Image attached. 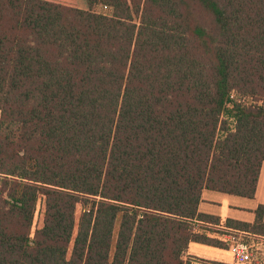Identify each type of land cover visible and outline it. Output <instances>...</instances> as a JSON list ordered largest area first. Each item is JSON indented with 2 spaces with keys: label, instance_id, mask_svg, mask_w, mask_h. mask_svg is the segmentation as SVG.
<instances>
[{
  "label": "trees",
  "instance_id": "16d2710c",
  "mask_svg": "<svg viewBox=\"0 0 264 264\" xmlns=\"http://www.w3.org/2000/svg\"><path fill=\"white\" fill-rule=\"evenodd\" d=\"M87 3L0 0V264H190L191 243L227 248L199 206L205 190L256 197L264 0ZM255 214L226 225L264 236Z\"/></svg>",
  "mask_w": 264,
  "mask_h": 264
},
{
  "label": "crops",
  "instance_id": "0c3cea01",
  "mask_svg": "<svg viewBox=\"0 0 264 264\" xmlns=\"http://www.w3.org/2000/svg\"><path fill=\"white\" fill-rule=\"evenodd\" d=\"M81 8L82 10H88V3L86 0H82L81 2ZM261 193H264V164L262 167L261 175H260V180L258 184V189L256 193L255 200H258L260 197ZM228 197V199L226 198ZM247 198H242V197H237V196H232L216 191H210V190H205L202 196V202L199 206V212L205 215L209 216H214L217 218L221 219V223L219 224H212L210 222H201L200 224L205 226V227H217L219 225H226V220H235L238 222H243V223H249L253 224L256 220V210H254L253 213H248L247 210H250L254 207H250L246 201ZM254 200V199H251ZM264 205V204H262ZM261 206V204L259 205ZM212 236L218 238L215 233H211ZM193 247L194 243H191L189 245V248L184 256V259L187 260L189 259H198L201 261V259L204 260V262L208 263H214V264H231L232 262V254L230 251L228 253L230 254V257H227L222 249L218 248L216 249L213 247H205L206 249H203L202 251H195L193 252ZM199 248H197L198 250ZM229 250V249H228ZM199 252V253H197ZM211 253L214 256L213 261L208 260L212 255L209 254Z\"/></svg>",
  "mask_w": 264,
  "mask_h": 264
},
{
  "label": "built area",
  "instance_id": "2783aa9c",
  "mask_svg": "<svg viewBox=\"0 0 264 264\" xmlns=\"http://www.w3.org/2000/svg\"><path fill=\"white\" fill-rule=\"evenodd\" d=\"M102 8L106 12H113L111 6L102 5ZM213 228L222 231V234L218 235V239H220L231 252L234 264L263 263L264 236L236 230L224 225L214 226Z\"/></svg>",
  "mask_w": 264,
  "mask_h": 264
},
{
  "label": "rangeland",
  "instance_id": "374dc122",
  "mask_svg": "<svg viewBox=\"0 0 264 264\" xmlns=\"http://www.w3.org/2000/svg\"><path fill=\"white\" fill-rule=\"evenodd\" d=\"M76 1V4H77V6L79 7V8H81V2H82V0H75ZM87 1V0H86ZM83 2H84V0H83ZM102 5L103 4H101V5H98V6H95L94 8H93V11L94 12H96V13H99V14H103V15H107V16H112V14H113V12L112 13H109V12H106L103 8H102ZM89 7V6H88ZM89 10V9H88ZM87 10V11H88ZM251 100L252 99H245L244 100V102H246V103H249V102H251ZM227 199H228V197H226ZM244 201H246L247 202V204L250 206V207H254V208H252V209H250V210H247V212L248 213H253L254 214V210L255 209H258L260 206V204H261V206H263L264 207V205H262V204H264V193H261V195H260V197L258 198V200H251V199H245ZM44 205H43V203L42 202H40L39 203V206H38V210H37V214H36V218H35V223H34V227H33V231H32V235H34L35 234V232H36V230H38L39 228H41L42 226H43V212H44V207H43ZM82 213H83V207H82V205L81 204H78V206H77V213H76V220H77V227H76V231H75V236L74 237H76V235H77V231H78V223H79V219L81 218V215H82ZM255 215V214H254ZM213 224V223H212ZM199 228H206L208 231H210L211 233H215V235H221L222 234V231L221 230H219V229H216V228H213V227H205V226H203V225H201V224H199ZM197 227H198V225H197ZM213 247V246H209V245H204V244H201V243H194V247H193V252H195V251H199V250H203V249H206L205 247ZM227 247V246H226ZM197 248H199L198 250H197ZM213 248H215V247H213ZM216 249H218V248H216ZM220 249H222L224 252H226V253H224L227 257H230V254L228 253V249L227 248H220ZM264 252V251H263ZM197 253H199V252H197ZM209 254H211V253H209ZM212 255V254H211ZM263 257V259H264V255L262 256ZM213 259H214V256L212 255L210 258H208V260H212L213 261ZM187 260L188 261H190V264H214V263H208V262H204V260L203 259H201V261L200 260H198V259H189V258H187ZM231 264H234V262H233V257H232V262H231ZM260 264H264V260H263V263H260Z\"/></svg>",
  "mask_w": 264,
  "mask_h": 264
}]
</instances>
